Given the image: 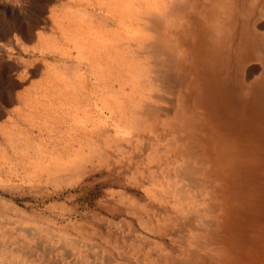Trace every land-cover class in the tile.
I'll list each match as a JSON object with an SVG mask.
<instances>
[{"label": "rangeland", "instance_id": "1", "mask_svg": "<svg viewBox=\"0 0 264 264\" xmlns=\"http://www.w3.org/2000/svg\"><path fill=\"white\" fill-rule=\"evenodd\" d=\"M78 1L0 0V258H11L9 264H166V259L197 264L206 256L205 240L200 237L207 233L206 225L199 214L177 211L174 195L163 194L166 187L197 194L174 169L184 165L186 158L202 156L196 145L202 133L200 110H187L183 96L178 106H172L174 95L154 92L163 97L156 101L163 109L158 121L140 118L138 124L127 109L121 115L119 108L118 117L111 118L109 136L94 114L99 122L94 129L101 128L102 142L107 140L106 159L99 149L92 156L90 138L73 137L93 127L85 126L86 106H80L93 100L84 86L68 89L72 92L68 106L77 105L81 112L51 119L49 68L56 65L61 76L67 70L53 51L61 47L59 31L54 30L56 39L50 27L65 26V6ZM87 1L97 2L79 3ZM205 1L198 0V5ZM226 3L237 12L236 30L220 55L210 50L211 59L218 62H212V75L205 83L196 79V100L220 128L237 132L264 126V0ZM81 5L71 12L75 23L82 20L88 26L94 20L96 26L103 20L96 13L84 19L82 10L77 12ZM85 30L86 34L89 29ZM210 33L206 32L208 38H213ZM192 39V47L202 45L196 35ZM244 47L251 53L246 63L237 57ZM77 68L79 82H84L82 69ZM98 88H103L101 83ZM59 94L54 93L65 103L63 90ZM101 99L100 95L95 99L99 105ZM116 99L122 105L123 98L116 96L113 102ZM215 100L218 105L212 109ZM181 142H186L182 150ZM262 164L264 174V160ZM197 165L190 178L194 183L203 180ZM169 174L174 182L167 181Z\"/></svg>", "mask_w": 264, "mask_h": 264}, {"label": "bare ground", "instance_id": "2", "mask_svg": "<svg viewBox=\"0 0 264 264\" xmlns=\"http://www.w3.org/2000/svg\"><path fill=\"white\" fill-rule=\"evenodd\" d=\"M79 1L72 3L74 6H65L67 24L64 27H50L52 36L61 40V47L53 51L58 54L57 61L67 70L62 77L56 72V65L49 68L51 98L47 103L50 104L51 119H57L65 112L71 114L77 112L75 110L80 111L77 105L71 103L68 106L72 96L68 89L70 86H84L85 94L89 93L93 100L90 99L88 103L80 106H86L85 126L87 124L93 127L89 126L90 129L86 128L79 134L77 131L73 137L77 136L78 140L83 136L85 139L90 138L92 156L99 149L106 159L107 140L102 142L101 128L94 129L99 124L94 114L103 121V131L108 135L111 118L118 117L119 108L121 115L127 109V114L133 116L138 124L142 122L140 118L156 122L163 114L159 102H156L163 97H158L157 94L163 92L174 95L176 101L172 106H178L183 96L182 103L187 110L193 107L200 110L202 133L196 138V145L202 156L198 159L186 158L188 161L174 170L182 180H189L192 191L195 189L197 194L194 196L191 191V195L187 189L174 190L166 187L163 196L167 198L174 195L180 209L176 207L177 211L185 215L196 213L202 217L208 234L206 238V234L200 236L205 240L206 256L200 257L197 264H264V174L261 173L264 160V126L244 128L237 132L228 127L220 128L218 121L208 113L207 108L202 107L196 100L199 91L196 81L208 80L212 75V62H218L211 59L210 50L212 49L215 56L220 55L236 30L233 23L237 12L233 5L227 4L226 0H206L200 6L198 0H97L96 3L87 1L83 5ZM79 5L81 8L77 7V12L82 10L84 19L96 13L104 17V21H99L96 26L93 24L94 20L88 26L82 20L75 23L74 13L71 15V12ZM219 13H224L221 16H224L223 19ZM54 22L55 20L52 24ZM86 28L89 31L85 34ZM55 29L59 31V37ZM206 32H212L213 38H208ZM195 35L204 46L192 47V38ZM85 37L87 40L84 44L82 38ZM200 47H204L206 53L203 48L199 50ZM249 56L251 53L244 47L240 49L237 57L246 63ZM72 62H76V65ZM74 67L76 73L72 74ZM77 67L82 69L80 72L84 82H79ZM75 75L76 81L73 80ZM99 83L103 86L101 91L98 88ZM62 90L66 95L65 103L57 97ZM119 92H123L121 94L125 96L120 97ZM97 95L103 98L101 105L95 100ZM116 96L123 98L122 105H119L121 101L118 99L113 102ZM125 99L130 102L129 105L124 102ZM77 103L81 102L78 100ZM113 104L118 105V109ZM210 105L214 109L218 105L217 100ZM166 113L165 115H169ZM185 144L186 142L181 144V150L185 148ZM194 165H197L200 169L198 172L203 177L197 183L190 179ZM171 176L169 174L167 177L170 183L174 182ZM2 258L0 264L10 263L11 258ZM164 262L175 264L169 263L167 259ZM158 263L163 264L162 261Z\"/></svg>", "mask_w": 264, "mask_h": 264}]
</instances>
